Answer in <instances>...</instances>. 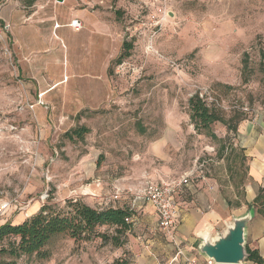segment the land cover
<instances>
[{"label": "rangeland", "instance_id": "374dc122", "mask_svg": "<svg viewBox=\"0 0 264 264\" xmlns=\"http://www.w3.org/2000/svg\"><path fill=\"white\" fill-rule=\"evenodd\" d=\"M54 2L39 0L26 10L18 0H0V200L11 202L0 226L35 215L43 192L45 205L60 208L68 200L94 209L130 208L131 197L112 203L110 196L118 189L140 190L155 172L180 177L200 164L204 170L197 175L217 179L223 198L234 205L230 185L245 164L234 163L231 128L264 108V0H95L96 13L118 32L117 43L112 41L117 50L107 68L108 98L78 109L56 97L33 106L31 80L23 71L27 50L22 41L13 42L32 19L37 24L50 15ZM57 35L48 56L56 59L50 66L55 78L62 79L72 73L73 35L68 29ZM124 43L131 49L117 63ZM31 47L44 57L39 46ZM193 95L228 122L211 126L216 139L190 122ZM80 128L87 132L74 135ZM17 241L0 242V264H112L125 253L98 236L89 242L57 236L43 249L46 257L17 256Z\"/></svg>", "mask_w": 264, "mask_h": 264}, {"label": "crops", "instance_id": "0c3cea01", "mask_svg": "<svg viewBox=\"0 0 264 264\" xmlns=\"http://www.w3.org/2000/svg\"><path fill=\"white\" fill-rule=\"evenodd\" d=\"M37 13L40 14L39 11ZM74 19L83 24L79 32L69 27V23ZM62 29H68L73 35L70 42L73 57L69 64L72 73L62 79H56L57 75L52 73H55V69L50 68L56 59L48 56L53 52L49 42L59 38L57 32ZM117 33L112 24L96 13L95 0H64L62 3L55 0L51 14H45L44 20L34 24L32 19L29 27L25 26L16 36L14 34L13 42L22 41L23 48L27 50L24 59L29 57L23 71L31 80L35 96L33 106L44 105L43 100L49 105L55 97L60 98L63 106L70 105L76 109L83 106H100L101 102L108 98L107 68L116 56L117 49L112 41L117 43L116 38L113 40V35ZM32 45L39 46L44 57L39 58L38 51L32 53ZM53 93L56 94L52 97ZM38 101L41 104H38ZM232 146L237 151L241 150L246 158L242 187L244 196L240 200V206H228L222 196L223 188L217 179L197 175L191 186L175 198L177 214L174 236L177 242L181 243L183 256L173 261L176 253L174 244L159 231L153 209L148 207L149 214L141 216L145 204L138 202L134 210L135 222L132 228L138 233L122 247L125 251L123 257L130 264H186L187 259L194 260L196 264H214L198 250L201 237L207 234L211 239L215 238L225 231L233 219L243 217L249 212L251 217L245 226V244L258 252L264 264V218L252 206L249 207L260 190L264 195V108L255 111L238 124ZM175 178L178 177H165L155 172L150 180L166 181ZM227 182L230 183L228 180ZM230 190L237 200L233 185H230ZM138 191L132 190V194ZM125 199L121 198L120 202ZM119 207L128 208L129 204ZM23 221L20 216L11 224L18 225ZM5 223L7 222H3ZM242 264L256 263L244 260Z\"/></svg>", "mask_w": 264, "mask_h": 264}, {"label": "trees", "instance_id": "16d2710c", "mask_svg": "<svg viewBox=\"0 0 264 264\" xmlns=\"http://www.w3.org/2000/svg\"><path fill=\"white\" fill-rule=\"evenodd\" d=\"M20 5L28 10L31 9L39 0H18ZM113 3L116 0H111ZM130 45L123 44V52L118 57L117 63L128 56ZM189 119L194 128L203 132L205 135L216 139L212 133L211 126L219 123L222 126L228 125L222 116L211 110L206 103L198 96L193 95L188 100ZM244 119H239L232 126L231 130L236 134L238 124ZM87 132L86 128L74 130L76 136L81 137ZM246 158L238 151V155L234 158V163H238L243 168ZM231 169V166L230 168ZM236 174L239 170H236ZM239 175V174H238ZM231 177V176H230ZM229 177V180L231 178ZM245 178V169L240 174L239 180L234 184L237 200L232 205L230 200H226L229 207H239L240 200L244 196L243 180ZM256 209V212L264 218V195L260 190L252 204L249 207ZM135 213L127 207H105L103 209H93L84 204L80 200H68L63 207H55L51 205L42 206L35 215L24 220L18 225L5 223L0 226V242L8 237L16 238L17 243L13 244L12 253L17 256L45 255L42 254L43 249L50 240L57 236H66L75 242H89L92 238L98 236L102 241H109L112 246L122 248L126 243L123 236L129 233L132 223H126L125 220L132 218ZM107 227L110 234L96 233L97 229ZM246 259L256 264H263L262 258L256 250L245 248ZM46 257V255L44 256ZM112 264H130L125 258L116 259Z\"/></svg>", "mask_w": 264, "mask_h": 264}, {"label": "built area", "instance_id": "2783aa9c", "mask_svg": "<svg viewBox=\"0 0 264 264\" xmlns=\"http://www.w3.org/2000/svg\"><path fill=\"white\" fill-rule=\"evenodd\" d=\"M69 27L73 31L79 32L80 30H82L83 25L81 21L74 19L69 23ZM38 104H41V102L38 101ZM203 170L204 166L203 164H200L198 166H194V168L189 172L175 179L166 181L159 179L156 181L148 180L145 182L144 186L134 195L132 194V192L124 193L118 189L112 196H110V200L112 203H117L123 196L131 197L132 204L128 209L133 212L138 202L150 206L156 215L157 227L159 231L163 236L168 238L176 248V253L173 258V261H175L180 256H183L181 243L177 242L174 236L175 219L177 214V203L175 198L183 190L191 186L197 174H202ZM47 198V192H43L40 195L39 201L41 202L40 204L42 206L45 205ZM30 203L31 201L25 204H21L23 205V208L20 206V209L22 211L25 210V208H27ZM109 206L115 207L114 205ZM10 207L11 202L0 200V216L3 215L6 210L10 209ZM134 216L132 218L126 219L125 222L133 224L135 222ZM186 264H196V262L194 260L187 259Z\"/></svg>", "mask_w": 264, "mask_h": 264}, {"label": "water", "instance_id": "95a60500", "mask_svg": "<svg viewBox=\"0 0 264 264\" xmlns=\"http://www.w3.org/2000/svg\"><path fill=\"white\" fill-rule=\"evenodd\" d=\"M63 1L56 0L58 3ZM250 217L249 212L243 217L233 219L225 231L215 238L211 239L204 234L199 252L214 264H242L246 259L245 226Z\"/></svg>", "mask_w": 264, "mask_h": 264}]
</instances>
